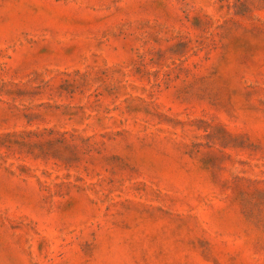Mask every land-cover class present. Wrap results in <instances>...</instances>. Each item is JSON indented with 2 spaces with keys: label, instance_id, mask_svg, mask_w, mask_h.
<instances>
[{
  "label": "rangeland",
  "instance_id": "obj_1",
  "mask_svg": "<svg viewBox=\"0 0 264 264\" xmlns=\"http://www.w3.org/2000/svg\"><path fill=\"white\" fill-rule=\"evenodd\" d=\"M0 264H264V0H0Z\"/></svg>",
  "mask_w": 264,
  "mask_h": 264
}]
</instances>
